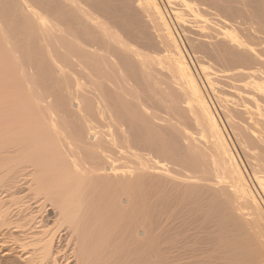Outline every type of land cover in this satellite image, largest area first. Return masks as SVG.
Listing matches in <instances>:
<instances>
[{"label":"bare ground","instance_id":"obj_1","mask_svg":"<svg viewBox=\"0 0 264 264\" xmlns=\"http://www.w3.org/2000/svg\"><path fill=\"white\" fill-rule=\"evenodd\" d=\"M168 1L202 76L158 0H0L18 264H264V0Z\"/></svg>","mask_w":264,"mask_h":264},{"label":"rangeland","instance_id":"obj_2","mask_svg":"<svg viewBox=\"0 0 264 264\" xmlns=\"http://www.w3.org/2000/svg\"><path fill=\"white\" fill-rule=\"evenodd\" d=\"M158 1H159L160 5H162V7H163V11L166 15V18H168V21L171 20V21H169V24L172 27V30H174V34L177 38V41H178L180 47L183 49L184 53H185V51H186V53H188V54H186V53L185 54L187 55L188 61L191 63L190 65L192 66V70L195 72L194 74L197 75V73H198L200 76H202V72H201V70H199L200 68L198 65V60L196 61L197 55H195V53H194L195 51L193 52V49H191L190 40H189V38H187V36H189V34H187L188 31H186L187 33L184 31L185 29H183V24L178 20V18L176 16V14L174 13L173 8L171 7L169 1L168 0H158ZM190 59H191V61H190ZM196 70L198 72H196ZM258 194H259V192H258ZM5 253L6 252H3L0 250V264H18L19 263L17 261H14V260H17V257L14 254H5ZM12 255H14V256H12Z\"/></svg>","mask_w":264,"mask_h":264}]
</instances>
